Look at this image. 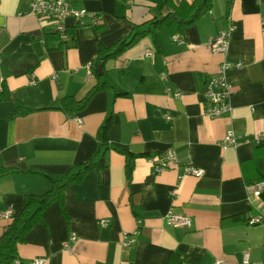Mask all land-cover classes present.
I'll list each match as a JSON object with an SVG mask.
<instances>
[{
    "label": "crops",
    "instance_id": "crops-1",
    "mask_svg": "<svg viewBox=\"0 0 264 264\" xmlns=\"http://www.w3.org/2000/svg\"><path fill=\"white\" fill-rule=\"evenodd\" d=\"M161 1L68 0L74 9L94 13L98 25L88 18L84 25L68 20L67 39L46 41L53 33L28 14L31 0H0V83L30 110L14 117L15 103L0 102V238L11 222L3 212L11 208L16 216L28 196L51 190L36 173L60 178L104 142L136 156L129 180L125 156L111 149L105 170L71 184L64 194L68 219L53 201L19 246L21 261L242 264L248 252L251 264L264 262V224H248L264 213V198L254 199L249 188L259 176L249 165L257 162L248 164L264 158L253 143L264 132V0H233L230 8L228 0H214L212 10L183 32L162 29L158 46L147 36L108 62L116 90L96 93L77 113L52 108L64 97L83 99L98 83L87 65L99 47L143 27ZM230 23L235 30L228 60L242 66L229 71L230 112L210 118L204 113L206 86L224 56L206 45ZM147 51L154 55L146 57ZM229 130L239 145L224 150ZM170 150L179 164L154 174L149 159ZM185 164L204 175L184 174ZM169 213L191 217L192 226H169ZM136 231L134 243L124 246V235ZM71 233L77 238L68 252L64 243Z\"/></svg>",
    "mask_w": 264,
    "mask_h": 264
},
{
    "label": "trees",
    "instance_id": "trees-1",
    "mask_svg": "<svg viewBox=\"0 0 264 264\" xmlns=\"http://www.w3.org/2000/svg\"><path fill=\"white\" fill-rule=\"evenodd\" d=\"M232 1L233 0H228V8H230ZM213 4L214 0H183L179 5H175L172 0H162L157 9L156 16L143 27H135L133 33L129 37L119 40L110 47H99L98 55L92 61L91 66V73L96 76L98 83L83 99L77 100L71 96L64 97L52 108L60 109L66 114L77 113L84 110L96 93L105 89L116 90V84L113 82L109 71L105 67L108 62L118 60L125 52L147 36H152L154 43L158 46V31L162 29H174L181 33L184 29L191 27L205 14L210 12L213 8ZM55 37L58 38L59 36L56 34L54 35V33L50 34L47 36L46 41ZM102 64L104 65L103 74L100 75L98 67ZM0 102L15 103L14 117L24 116L30 113V110L25 108L23 104L13 96L5 83H0ZM109 123L110 118L106 121L103 129L107 128ZM254 145L264 152V143ZM111 149L125 156L126 175L127 180H129L132 177L134 159L136 156L113 144L110 145L107 142L101 143L93 156L86 163L72 167L60 178L48 174L36 173L40 174L50 183L51 190L43 195L28 196L20 214L14 216V218L10 220V224L5 228L0 238V264H14V262L19 259V246L25 241V237L32 227L44 221V212L53 201L59 202L65 219H68L64 203V194L66 190L71 184L80 183L88 172L92 170H105L108 167L106 155ZM158 156L159 155L155 157ZM254 163V167L251 165L249 166L259 176L249 181L251 182L249 185L264 181V158H257L255 156L253 161L248 164ZM262 197L264 198V192L262 193ZM261 224H264V213Z\"/></svg>",
    "mask_w": 264,
    "mask_h": 264
},
{
    "label": "built area",
    "instance_id": "built-area-1",
    "mask_svg": "<svg viewBox=\"0 0 264 264\" xmlns=\"http://www.w3.org/2000/svg\"><path fill=\"white\" fill-rule=\"evenodd\" d=\"M28 14L37 17L41 25L50 27L51 32L58 35L61 40H65L68 37V20L75 21L77 25H84L86 24V18H88L91 25H98V17L94 13H90L86 10H76L71 6L68 0H31ZM261 24L264 28V18L262 19ZM234 30V24L230 23L227 28L223 29L206 45L212 53L224 56L218 72L210 78L206 86V109L204 113L210 118L221 117L231 110L230 96L232 93V87L229 81V71L233 67L242 66V63L233 64L230 62L227 56ZM145 55L146 57H152L154 53L152 51H147ZM91 66L92 63L87 65L88 74H91ZM180 95V92L175 93V97H179ZM73 120L77 124H81V120L78 118H74ZM253 143L257 145L264 143V132L258 134L254 138ZM238 145L239 136L234 131L229 130L222 143V148L224 150L229 148L236 149ZM149 162L153 166L154 174L169 170L179 164V160L173 150L167 151L161 156L150 158ZM204 173L205 171L202 168H198L193 164L184 165V174L186 175L201 178ZM249 188L252 192L253 198L257 199L264 192V181L250 185ZM14 216V212L11 208L1 214V217L7 220H12ZM262 220L263 214L257 213L249 218L248 223L250 226H255L261 224ZM101 223L102 225H106L108 221L103 220ZM166 223L172 227L189 228L192 226L193 221L192 218L187 215L169 213L166 216ZM137 235L138 231L130 235H124V246H131ZM76 238L75 233L70 234L69 239L64 243L65 250L68 252L72 250V244L76 241ZM45 262L46 258H36L30 262H23L20 259H17L14 264H45ZM214 264L228 263L225 260H216ZM242 264H251L248 252L244 253ZM261 264H264V262Z\"/></svg>",
    "mask_w": 264,
    "mask_h": 264
},
{
    "label": "water",
    "instance_id": "water-1",
    "mask_svg": "<svg viewBox=\"0 0 264 264\" xmlns=\"http://www.w3.org/2000/svg\"><path fill=\"white\" fill-rule=\"evenodd\" d=\"M103 67H104L103 64L98 67V71H99L100 75L103 74Z\"/></svg>",
    "mask_w": 264,
    "mask_h": 264
},
{
    "label": "rangeland",
    "instance_id": "rangeland-1",
    "mask_svg": "<svg viewBox=\"0 0 264 264\" xmlns=\"http://www.w3.org/2000/svg\"><path fill=\"white\" fill-rule=\"evenodd\" d=\"M262 196V195H261ZM263 214V213H262ZM249 224V223H248Z\"/></svg>",
    "mask_w": 264,
    "mask_h": 264
}]
</instances>
